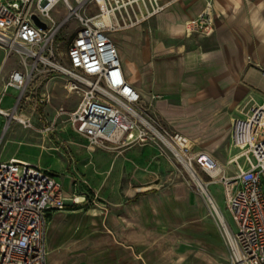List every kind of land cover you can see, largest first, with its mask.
I'll return each instance as SVG.
<instances>
[{"label": "built area", "instance_id": "1", "mask_svg": "<svg viewBox=\"0 0 264 264\" xmlns=\"http://www.w3.org/2000/svg\"><path fill=\"white\" fill-rule=\"evenodd\" d=\"M59 3L67 15L56 23L51 14ZM89 7L95 13L89 14ZM165 7L158 0H0V49L6 58L19 56L21 66L9 74L7 87L21 96L40 76H63L67 93L79 97L69 122L95 148L144 146L155 135L186 169L193 171L195 165L210 184L222 186L235 226L224 232L230 263L264 264V103L231 122L230 143L238 152L230 161L235 170L227 174L210 154L194 151L187 137L154 129L144 118L140 94L124 75L111 34L141 26ZM72 22L76 26L66 52L59 54L55 47L59 34ZM213 30L208 0L187 31L209 36ZM5 116L30 126L14 111ZM83 202L91 203L86 198ZM64 209L61 186L48 171L17 160L0 162V264H46L47 218Z\"/></svg>", "mask_w": 264, "mask_h": 264}, {"label": "crops", "instance_id": "2", "mask_svg": "<svg viewBox=\"0 0 264 264\" xmlns=\"http://www.w3.org/2000/svg\"><path fill=\"white\" fill-rule=\"evenodd\" d=\"M207 1L158 0L166 5L164 10L148 24L119 33L121 41L115 47L123 53L124 75L140 94L143 106L162 126L187 137L194 151L210 154L230 174L235 170L230 161L238 152L230 143L231 122L264 103V0H211L212 34L188 32L187 24L203 13ZM0 51L1 90V81L21 66H9V57ZM51 76L38 78L43 82ZM3 92L1 107L9 106L7 96L13 97L14 106L18 91L4 83ZM17 133L16 127L5 133L7 146L14 145L11 142ZM5 149L0 162L30 163L48 171L61 186L65 209L48 215L46 264H183L190 252L212 248L203 241H192L184 231L172 236L159 232V224L167 225L169 220L165 215L159 217L153 201L145 200L157 196L154 189H140L126 201L106 204L96 203L98 196L92 192L89 198L83 196L90 204H73L66 182L63 188L50 170L32 163L23 148ZM207 193L212 197L208 185ZM203 216L200 211L196 217Z\"/></svg>", "mask_w": 264, "mask_h": 264}, {"label": "rangeland", "instance_id": "3", "mask_svg": "<svg viewBox=\"0 0 264 264\" xmlns=\"http://www.w3.org/2000/svg\"><path fill=\"white\" fill-rule=\"evenodd\" d=\"M95 11L93 7H89L87 12L93 14ZM51 15L55 22L59 23L66 17L67 10L59 3ZM75 26L76 23L72 22L61 31L55 45L57 53L66 52L71 38L70 31ZM118 34L112 36L114 44L121 41ZM121 53L119 49V59ZM18 61L19 56L12 54L8 58V65L18 64ZM7 81V78L1 81L3 88L0 90V109L6 114L14 111L16 118L28 120L30 126L25 128L14 120L8 125L9 118L0 114V160L6 154V147L23 148L26 155L31 157V162L50 170L63 188L64 182L67 183L71 189L72 203L75 197H79L82 200L79 204H84L83 196L89 198L92 192L98 196L96 203L106 204L115 200L126 201L131 192H138L140 189L142 192L154 189L158 193L157 196L145 200L153 201L159 208V217L165 215L169 220L167 225L159 224L160 233L172 236L184 231L192 241L199 240L212 246L209 252H190L183 264H231L228 243L213 210L206 202L197 182L159 138L153 135L148 144L125 151L115 148L97 149L78 136L69 122L68 115L79 97L68 96L63 76L52 74L49 80L43 82L41 78H37L24 94L14 99V106L11 103L13 97L7 96L5 104L9 106L2 108L1 104L6 96L3 92L4 83ZM143 108L144 118L154 129L162 134L169 131L154 118L148 107ZM12 127L18 128V133L11 142L14 145L7 146L5 133ZM72 142L79 147H72ZM229 168L226 165V169ZM193 172L200 182L204 183L206 192L208 185L227 228L235 229L225 206L222 186L219 183L210 184L211 180L195 165ZM200 211L204 216L198 219L196 216Z\"/></svg>", "mask_w": 264, "mask_h": 264}, {"label": "bare ground", "instance_id": "4", "mask_svg": "<svg viewBox=\"0 0 264 264\" xmlns=\"http://www.w3.org/2000/svg\"><path fill=\"white\" fill-rule=\"evenodd\" d=\"M0 114H3V115L5 114L6 115V112L3 109H0ZM9 116L11 117V115H9ZM187 170H188V172L190 173L191 176L193 175L192 177L197 182L196 184L199 187V189H200L201 193L203 194V196L205 197L206 202L212 208V210L214 212V215L216 216V219L218 220L219 224H221V226H223V228L225 230L224 232L228 233L227 225H226V223H224L222 217L220 216L218 207L216 206L214 200L206 192L205 187H204V183L200 182V180L197 178V176L194 174V172L191 169H187ZM74 200H75L76 203H80L82 201L81 198H79V197L74 198Z\"/></svg>", "mask_w": 264, "mask_h": 264}, {"label": "water", "instance_id": "5", "mask_svg": "<svg viewBox=\"0 0 264 264\" xmlns=\"http://www.w3.org/2000/svg\"><path fill=\"white\" fill-rule=\"evenodd\" d=\"M32 19H33L34 23H35L37 26L41 27L42 29L45 28V25L42 24L41 22H39L38 19H37L35 16H33Z\"/></svg>", "mask_w": 264, "mask_h": 264}]
</instances>
